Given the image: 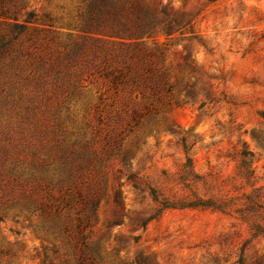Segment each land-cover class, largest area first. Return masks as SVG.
Masks as SVG:
<instances>
[{"label": "rangeland", "instance_id": "1", "mask_svg": "<svg viewBox=\"0 0 264 264\" xmlns=\"http://www.w3.org/2000/svg\"><path fill=\"white\" fill-rule=\"evenodd\" d=\"M0 264H264V0H0Z\"/></svg>", "mask_w": 264, "mask_h": 264}, {"label": "trees", "instance_id": "2", "mask_svg": "<svg viewBox=\"0 0 264 264\" xmlns=\"http://www.w3.org/2000/svg\"><path fill=\"white\" fill-rule=\"evenodd\" d=\"M12 27H13V30H14V32H15V31L21 30V28H22V24L13 23ZM12 32H13V31H12ZM244 160H245V159H243L242 162H243Z\"/></svg>", "mask_w": 264, "mask_h": 264}]
</instances>
